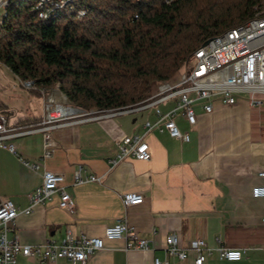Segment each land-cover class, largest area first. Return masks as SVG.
<instances>
[{
    "label": "crops",
    "instance_id": "crops-1",
    "mask_svg": "<svg viewBox=\"0 0 264 264\" xmlns=\"http://www.w3.org/2000/svg\"><path fill=\"white\" fill-rule=\"evenodd\" d=\"M48 96L67 101L57 85L30 92L0 64V115L9 125L40 119ZM201 104L193 103L194 124L181 114L174 117L188 141L171 138L155 127L145 133V123L157 120L155 109L148 107L54 128L48 156L40 132L14 140L18 155L0 148V202L8 199L20 211L8 237L25 245L60 242L66 229L75 237H101L107 226L123 218L150 242L151 249L126 251L123 239L104 240L103 248L85 264H153L155 257L167 258L171 264H194L192 253L184 260L166 256L165 240L172 232L184 248L202 238L211 249L242 251L238 261L220 260L214 252L205 264H264V199L251 194L254 186L264 185L259 175L264 171V103L250 106L247 96L238 94L233 105L215 100L211 112ZM174 105L170 99L159 108L167 112ZM142 134L149 160L127 157L110 163L122 137ZM80 167L82 177L93 175L99 180L76 183ZM45 170L63 175L62 185L74 203L71 211L59 206L55 192L50 200L23 212L30 206L29 195L42 184ZM126 192L141 194L143 202L125 207L121 196ZM18 263L74 264L63 258L41 261L21 254Z\"/></svg>",
    "mask_w": 264,
    "mask_h": 264
},
{
    "label": "trees",
    "instance_id": "trees-1",
    "mask_svg": "<svg viewBox=\"0 0 264 264\" xmlns=\"http://www.w3.org/2000/svg\"><path fill=\"white\" fill-rule=\"evenodd\" d=\"M1 8L0 64L30 92L57 85L67 107L119 110L176 80L204 42L254 18L264 0H5Z\"/></svg>",
    "mask_w": 264,
    "mask_h": 264
},
{
    "label": "built area",
    "instance_id": "built-area-1",
    "mask_svg": "<svg viewBox=\"0 0 264 264\" xmlns=\"http://www.w3.org/2000/svg\"><path fill=\"white\" fill-rule=\"evenodd\" d=\"M22 85L25 86L24 83ZM238 94H245L250 106L259 107L264 103V11L250 25L231 28L229 33L210 39L196 57L188 60L179 79L157 87L150 102H142L133 111L125 110L121 114L153 107L157 120L145 123V133L155 127L161 132L166 131L171 138L188 141V134L181 132L174 121L177 114L183 115L188 123L194 124V102L200 101L201 108L205 112H211L215 100L224 105H233ZM170 99L175 100L174 107L167 112L161 111L159 104ZM101 118L104 117L93 115L92 109H71L60 100L48 96L44 103V113L35 123L9 125L7 118L0 115V148L18 155L14 140L40 132L44 139V156H48L53 147L50 139L52 129ZM117 148L116 155L110 160L112 165L127 157L146 161L151 156L149 146L144 141V134L122 137L117 143ZM23 162L30 168H38L36 163ZM81 172V167L75 172L76 183L99 180L93 175L82 177ZM259 175L264 177V171ZM63 180L62 174L45 170L42 184L29 195L30 206L23 212L29 213L35 204L50 200L55 192L59 195V206L71 211L74 207L73 199L62 185ZM251 194L255 198L264 199V185L254 186ZM121 198L125 207L143 202V196L136 192H126ZM19 212L10 200L0 202V264H19L20 254L41 261L63 258L74 264H85L91 255L103 248L104 240L114 239H123L126 251L151 249L150 242L140 237L123 218L116 219L112 225L107 226L101 237L85 234L75 237L70 229H66L60 242L47 240L38 245L20 244L16 237H8ZM261 222L264 223V217ZM165 243L166 256L184 260L192 253L194 264H205L207 257L214 252L220 260L238 261L242 258L241 250L222 246L211 249L202 238L191 240L184 248L175 232L166 237ZM153 264L171 263L167 258L161 260L155 257Z\"/></svg>",
    "mask_w": 264,
    "mask_h": 264
},
{
    "label": "bare ground",
    "instance_id": "bare-ground-1",
    "mask_svg": "<svg viewBox=\"0 0 264 264\" xmlns=\"http://www.w3.org/2000/svg\"><path fill=\"white\" fill-rule=\"evenodd\" d=\"M171 0H166V2H170ZM5 4V0H3V2H2V4ZM263 11H264V9H262L261 11H259L257 14H256V16L254 17V18H252V19H250L249 21H247L245 24H243V25H241V26H244V25H250L251 23H252V21L255 19V18H257L260 14H262L263 13ZM240 27V26H239ZM237 28V27H236ZM231 30V29H230ZM230 30H228V31H225L224 33H222V34H220V35H224V34H227V33H229V31ZM220 35H218V36H216V37H219ZM212 39V38H211ZM209 41V40H208ZM208 41H206V42H204L203 43V45L195 52V54H194V57H196L198 54H199V52L200 51H202L204 48H205V46H206V44H207V42ZM180 78V77H179ZM178 78V79H179ZM173 82V81H172ZM24 83V85L25 86H27V87H31V83L30 82H28V81H22V84ZM170 82H167V83H163L160 87H163V86H165V85H167V84H169ZM153 94H155V92L153 93ZM152 94V95H153ZM151 95V96H152ZM151 96L147 99V100H145L144 102H150V98H151ZM64 104V103H63ZM65 105V104H64ZM139 104H137V105H135V106H133V107H128V108H123V109H119V110H100V109H97V110H92V114L93 115H95V116H97V117H110V116H114L115 114H121V112H124L125 110L126 111H133L134 110V108H137V106H138ZM66 106V105H65ZM67 107V106H66Z\"/></svg>",
    "mask_w": 264,
    "mask_h": 264
},
{
    "label": "rangeland",
    "instance_id": "rangeland-1",
    "mask_svg": "<svg viewBox=\"0 0 264 264\" xmlns=\"http://www.w3.org/2000/svg\"><path fill=\"white\" fill-rule=\"evenodd\" d=\"M3 2V1H2ZM2 2L0 3V16L3 14V9L1 8V7H3L5 4L3 3L2 4ZM180 76H181V73H180ZM178 78H179V76H178ZM178 78H176V80L178 79ZM175 81V80H174ZM77 107V106H76ZM84 109V108H83ZM88 109H94V108H88Z\"/></svg>",
    "mask_w": 264,
    "mask_h": 264
},
{
    "label": "water",
    "instance_id": "water-1",
    "mask_svg": "<svg viewBox=\"0 0 264 264\" xmlns=\"http://www.w3.org/2000/svg\"><path fill=\"white\" fill-rule=\"evenodd\" d=\"M3 0H0V3L2 2Z\"/></svg>",
    "mask_w": 264,
    "mask_h": 264
}]
</instances>
